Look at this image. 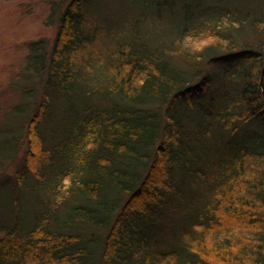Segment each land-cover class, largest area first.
<instances>
[{
  "label": "trees",
  "instance_id": "1",
  "mask_svg": "<svg viewBox=\"0 0 264 264\" xmlns=\"http://www.w3.org/2000/svg\"><path fill=\"white\" fill-rule=\"evenodd\" d=\"M41 1L0 87V264H264V0Z\"/></svg>",
  "mask_w": 264,
  "mask_h": 264
},
{
  "label": "rangeland",
  "instance_id": "2",
  "mask_svg": "<svg viewBox=\"0 0 264 264\" xmlns=\"http://www.w3.org/2000/svg\"><path fill=\"white\" fill-rule=\"evenodd\" d=\"M27 5L31 11L24 12ZM46 12L47 7L41 0H0V87L14 76L13 66L23 56L21 48L27 40L41 34L42 29L44 35L52 34V27L44 28L41 24Z\"/></svg>",
  "mask_w": 264,
  "mask_h": 264
},
{
  "label": "water",
  "instance_id": "3",
  "mask_svg": "<svg viewBox=\"0 0 264 264\" xmlns=\"http://www.w3.org/2000/svg\"><path fill=\"white\" fill-rule=\"evenodd\" d=\"M263 72H264V60H263L262 66H261L260 78H259V86H260L262 98H263V101H264Z\"/></svg>",
  "mask_w": 264,
  "mask_h": 264
}]
</instances>
